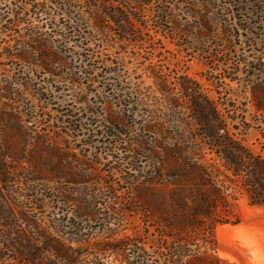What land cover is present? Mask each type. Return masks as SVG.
Segmentation results:
<instances>
[{
    "label": "rangeland",
    "instance_id": "obj_1",
    "mask_svg": "<svg viewBox=\"0 0 264 264\" xmlns=\"http://www.w3.org/2000/svg\"><path fill=\"white\" fill-rule=\"evenodd\" d=\"M34 1L44 7L0 38V264H111L94 247L136 238L144 264H249L263 205L249 165L264 161V0H152L131 6L124 35L95 7L134 0L0 7L10 23ZM31 32L42 43L25 61L17 45ZM56 38L62 63L44 70L32 60L50 61ZM195 99L214 104L228 134L198 125ZM52 229L75 263L33 259L36 233ZM164 229L176 240L157 242Z\"/></svg>",
    "mask_w": 264,
    "mask_h": 264
},
{
    "label": "trees",
    "instance_id": "obj_2",
    "mask_svg": "<svg viewBox=\"0 0 264 264\" xmlns=\"http://www.w3.org/2000/svg\"><path fill=\"white\" fill-rule=\"evenodd\" d=\"M3 6V5H1ZM131 6H138L142 10L148 9L150 10L152 7V0H134L132 5L126 4H118L116 2H108L105 3L102 7V10L95 7L99 14L101 15V18L103 19V23L106 22V24H110V22H114L118 28L121 35H124L126 33L125 25L130 22H132L136 16L135 11L139 9H135V11H132ZM44 7L43 4H38L32 2L30 4H27V7L24 6H18L16 5L14 8H12V16L13 20L9 23V21L6 19V15L8 14L9 9L6 10V7H0V38L3 36H6L7 33L13 32L15 27L20 26L21 24H25V16L29 12V10H40ZM140 11V10H139ZM159 18L162 21L168 22V20L171 18V12L167 13L165 11H161L158 13ZM10 20V19H9ZM105 25V24H104ZM109 29H111V26H108ZM33 33V32H31ZM60 40L59 38L52 39L51 45L49 46L46 44V52L44 51L43 54L49 55L51 57V60L48 61L42 60V61H33V63L40 64V66L44 70H51L53 66H56L57 64L62 63L59 59L60 54L58 52H55L53 50H56L55 44L58 43ZM42 43L41 39L36 38V33H33V35H29L27 39H24L23 42L18 43V52L16 53V57L20 58L22 60H31L32 57H35L33 52L35 51V48L37 45ZM49 43V42H48ZM50 50V51H48ZM53 59V60H52ZM72 80V79H71ZM75 82V80L73 79ZM192 105L194 106V111L196 115V120L198 125L208 134H210L211 137L213 135L211 134H218L220 131H224L226 134H228L227 127L223 125V123L220 121V114L216 110L213 103H211L209 100H203L200 101L199 99H195L192 101ZM225 135V134H224ZM231 141V140H230ZM229 141V142H230ZM232 144V143H231ZM221 145V142L219 143ZM227 145V143L225 144ZM238 150H242L241 148ZM253 179V180H252ZM249 186L251 187L253 194L251 196L252 198V204H263L264 205V161L260 159H253V162L249 165ZM109 189V188H107ZM69 199V197H66ZM170 218H168L169 220ZM171 221V219H170ZM165 230V229H164ZM64 229H58V230H51L50 232H45L41 234V231L39 233H36L41 236V238H44V244L40 247H33L31 251V256L33 259L35 256L40 254L42 251H47L50 253L57 254L61 258H64V260L68 261H77L73 255H69L68 250L66 249V245L62 242V234H65ZM175 232L173 229H167L165 232L161 233L157 242H163L164 239L169 240H176L175 239ZM112 236V233H111ZM114 238V237H112ZM126 239L125 240H119V241H112L107 243L98 244L94 247V250L97 251L100 255L105 256L107 254H112L113 259L111 261V264H136L133 260H131L130 252H132L133 245H135L136 257H137V264H144V254L145 251L147 252V245L142 241L141 238L133 239L132 241ZM134 243V244H132ZM156 243V241H154ZM155 245V244H154ZM144 247V249H142ZM141 248V249H139ZM144 250V251H143ZM171 251V250H169ZM176 251V249L174 250ZM67 258V259H66ZM141 259V260H140ZM36 259H34L33 263L36 264ZM76 264V263H75ZM99 264V263H94ZM171 264H180L177 260L173 261Z\"/></svg>",
    "mask_w": 264,
    "mask_h": 264
},
{
    "label": "crops",
    "instance_id": "obj_3",
    "mask_svg": "<svg viewBox=\"0 0 264 264\" xmlns=\"http://www.w3.org/2000/svg\"><path fill=\"white\" fill-rule=\"evenodd\" d=\"M249 224V264H264V205L253 207Z\"/></svg>",
    "mask_w": 264,
    "mask_h": 264
}]
</instances>
